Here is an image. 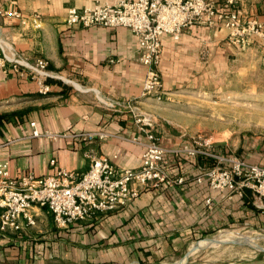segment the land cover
Masks as SVG:
<instances>
[{"label": "crops", "instance_id": "obj_1", "mask_svg": "<svg viewBox=\"0 0 264 264\" xmlns=\"http://www.w3.org/2000/svg\"><path fill=\"white\" fill-rule=\"evenodd\" d=\"M117 1L0 0V38L29 59H47L50 69L62 76L50 80L48 93L39 92L37 82L27 73L11 70L0 76V160L9 162L12 176L27 171L48 175L60 167L83 172L92 157L113 158L116 152L120 153L113 158L117 167L139 166L143 147L128 139L137 131L131 114L124 107L115 110L103 105L99 97L135 100L155 113L161 126L160 141L167 148L188 143L187 119L176 113L172 103L142 97L145 69L139 62L138 40L130 29L66 23L70 7ZM259 8L256 15L264 20ZM14 11H20L22 17L15 16ZM34 15L40 17L39 27L32 22ZM225 31L197 24L183 29L179 40L162 36L160 71L166 98L171 99L174 90L190 78H197L204 67V55L220 54V39L228 34ZM31 121L41 130L65 132L67 136L32 138ZM94 131L109 136H79ZM165 158L173 173L186 177L184 183L144 189L127 206L64 230L54 226L47 208L35 209L36 225L24 226L17 233L0 232V254H19L33 264L56 260L67 264H131L177 252L221 228L264 226L262 200L250 191L243 198L230 199L206 182L194 180L203 158L173 153H166ZM253 161L264 162L258 158ZM208 197L213 198L212 207L206 204Z\"/></svg>", "mask_w": 264, "mask_h": 264}, {"label": "built area", "instance_id": "obj_2", "mask_svg": "<svg viewBox=\"0 0 264 264\" xmlns=\"http://www.w3.org/2000/svg\"><path fill=\"white\" fill-rule=\"evenodd\" d=\"M247 0H118L115 3L95 2L82 8L70 7L66 14L69 26L126 27L138 40L139 62L145 69L142 97L163 101V79L160 71L162 36L179 40L183 29L203 24L210 28L228 30L230 42L245 45L250 34L259 35L264 43V25L258 18H248ZM261 1V0H255ZM264 1V0H262ZM3 11L0 9V13ZM22 17L20 11H14ZM23 22H26L23 19ZM32 22L40 26V17ZM29 74L38 84L39 92L51 91L52 79L62 76L50 69L45 58L29 59L13 44L0 38V76L9 71ZM69 81H72L69 79ZM97 95L99 91L95 90ZM99 101L112 109L121 107L131 114L136 134L130 141L143 147L141 163L137 167H117L113 158L92 157L89 168L83 172L60 167L53 174L36 175L33 171L14 177L9 162L0 160V232L17 233L24 226L36 225L35 209L47 208L54 226L68 229L72 224L93 220L97 215L127 206L144 189L169 188L185 182L186 177L173 173L166 153L191 158H203L194 180L227 195L243 198L247 191L262 200L264 209V162L239 156L228 149L217 148L201 135L190 136L186 145L167 148L159 138L160 121L157 115L145 110L135 100L126 102L108 97ZM31 137L55 139L67 136L65 132L41 130L30 122ZM143 135L144 139H140ZM84 139H106L103 131L80 133ZM1 145V144H0ZM52 164L55 160L51 161ZM213 198L206 204L212 207Z\"/></svg>", "mask_w": 264, "mask_h": 264}, {"label": "rangeland", "instance_id": "obj_3", "mask_svg": "<svg viewBox=\"0 0 264 264\" xmlns=\"http://www.w3.org/2000/svg\"><path fill=\"white\" fill-rule=\"evenodd\" d=\"M245 8L247 19L258 18V8L264 14V1L247 0ZM260 21L264 25V20ZM220 42L223 45L220 43L219 55H204V67L196 74L197 78H190L186 84L175 89L171 99L164 94L163 101L172 103L176 113L187 119L184 127L188 135H201L219 149L264 161L263 38L250 34L245 45H236L226 34ZM229 231L243 237L257 236L258 239L230 242L237 239L225 236L222 240L229 241L213 243L218 235ZM263 236L264 226L221 228L195 239L177 252L131 264H174L184 258L188 249L196 243L199 248L182 264H264ZM9 254H0V264H33L25 261L24 257L20 258L19 254ZM46 264L67 262L56 260Z\"/></svg>", "mask_w": 264, "mask_h": 264}, {"label": "bare ground", "instance_id": "obj_4", "mask_svg": "<svg viewBox=\"0 0 264 264\" xmlns=\"http://www.w3.org/2000/svg\"><path fill=\"white\" fill-rule=\"evenodd\" d=\"M225 236H231V237H233V238H235V239H237V240H239L240 242H247V241H249V239L251 240V239H258V237L257 236H246V237H243V236H240V235H238V234H234V233H232V232H227V233H222V234H220V235H218V237L216 238V241H218V240H221V241H229V240H226V239H224V240H222ZM259 236V235H258ZM264 237V236H263ZM201 242V241H200ZM202 243L203 244H208V243H205L204 241H202Z\"/></svg>", "mask_w": 264, "mask_h": 264}, {"label": "water", "instance_id": "obj_5", "mask_svg": "<svg viewBox=\"0 0 264 264\" xmlns=\"http://www.w3.org/2000/svg\"><path fill=\"white\" fill-rule=\"evenodd\" d=\"M223 242H226V241H221V240H218V241H214L213 243L214 244H218V243H223ZM230 242H239V240H233V241H230ZM200 245H198L197 243L192 246L190 249H188V251L186 252L184 258L178 260L177 262H175L174 264H182L183 261L188 258L195 250H197L199 248Z\"/></svg>", "mask_w": 264, "mask_h": 264}, {"label": "trees", "instance_id": "obj_6", "mask_svg": "<svg viewBox=\"0 0 264 264\" xmlns=\"http://www.w3.org/2000/svg\"><path fill=\"white\" fill-rule=\"evenodd\" d=\"M2 119H3V116H0V127L2 125ZM247 194H249V191H247Z\"/></svg>", "mask_w": 264, "mask_h": 264}]
</instances>
